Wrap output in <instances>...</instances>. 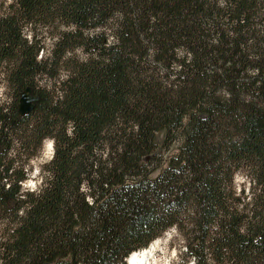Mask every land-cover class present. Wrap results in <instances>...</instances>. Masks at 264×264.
<instances>
[{
  "label": "trees",
  "instance_id": "16d2710c",
  "mask_svg": "<svg viewBox=\"0 0 264 264\" xmlns=\"http://www.w3.org/2000/svg\"><path fill=\"white\" fill-rule=\"evenodd\" d=\"M0 87V264H264V0H10Z\"/></svg>",
  "mask_w": 264,
  "mask_h": 264
},
{
  "label": "rangeland",
  "instance_id": "374dc122",
  "mask_svg": "<svg viewBox=\"0 0 264 264\" xmlns=\"http://www.w3.org/2000/svg\"><path fill=\"white\" fill-rule=\"evenodd\" d=\"M10 0H0V5L6 4ZM5 89L0 87V100H6V94L4 93ZM162 133L156 134V140L158 143L161 142ZM182 139L178 137L176 141L170 146L168 150L159 149V152L163 155L164 165L167 163L168 158L171 155H174L178 151V147L181 144ZM51 142L48 139L43 142L42 149L39 155L29 161V167L31 168L29 178L23 183V187L27 189H35L40 182L39 170L41 164L47 162L50 159L52 149H48V143ZM52 148V146H51ZM158 171H155L152 176H155ZM244 180L242 174L238 173L235 176V182L241 183ZM158 249L154 253V256L151 260V264H183L181 261V254L179 248L180 237L176 235L174 229H169L159 237ZM191 264V262L187 263Z\"/></svg>",
  "mask_w": 264,
  "mask_h": 264
},
{
  "label": "water",
  "instance_id": "95a60500",
  "mask_svg": "<svg viewBox=\"0 0 264 264\" xmlns=\"http://www.w3.org/2000/svg\"><path fill=\"white\" fill-rule=\"evenodd\" d=\"M39 100L38 95L34 92L32 87L27 86L21 93H20V98L18 102V112L20 115H26L29 114L35 107V104ZM52 142V140H51ZM53 153V147H52V152L51 156L52 157Z\"/></svg>",
  "mask_w": 264,
  "mask_h": 264
},
{
  "label": "bare ground",
  "instance_id": "6f19581e",
  "mask_svg": "<svg viewBox=\"0 0 264 264\" xmlns=\"http://www.w3.org/2000/svg\"><path fill=\"white\" fill-rule=\"evenodd\" d=\"M52 146V142L48 143V149L51 150ZM159 240H155L154 242H152L148 248L140 251V252H134L132 253L127 261V264H151V260L154 256V253L156 252V250L158 249L157 245H158Z\"/></svg>",
  "mask_w": 264,
  "mask_h": 264
}]
</instances>
